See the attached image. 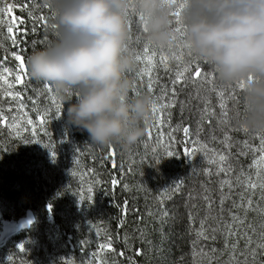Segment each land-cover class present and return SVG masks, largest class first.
I'll use <instances>...</instances> for the list:
<instances>
[{"label":"trees","instance_id":"obj_1","mask_svg":"<svg viewBox=\"0 0 264 264\" xmlns=\"http://www.w3.org/2000/svg\"><path fill=\"white\" fill-rule=\"evenodd\" d=\"M10 5H14L12 8L14 16L20 21H24L23 27L27 29L28 33L19 38L21 44L19 48H12L9 36L4 34L3 37L6 36L4 41H7V44L0 46V59L8 54L9 63L7 65L14 71L17 61L12 57V54L23 53L29 74V56L56 38V28L52 27L56 24L51 11L43 7V0H11ZM42 11L46 14H40ZM40 16L46 18L47 26L39 20ZM10 51L12 52L10 53ZM197 63L210 69L204 62ZM0 74L7 79L10 77L7 73ZM47 85L50 86L42 81L33 80L29 74L27 84L22 87L26 91L31 105H34L38 111L44 110L48 113L45 122L50 118L55 119L51 115L55 105L49 101V97L46 95ZM221 86H223L221 90H227L225 96L228 111L227 122H224L223 110L220 108L221 101L216 99V89L215 91L211 89V94L203 93L204 97L210 100L203 105L201 100L194 95L182 97L183 108L180 111V119L187 123L191 116L188 111L191 108H197L194 113L201 114L203 123L201 130L204 131L202 134L207 135L205 142L208 139L209 142L214 141L212 145H216V152L230 153L229 162L234 169L230 178L235 181L241 170L246 174L255 173L254 167H250L253 161L252 154L240 155L239 153L249 152L245 141L248 142V145L259 147V139L256 138L257 133H245L233 125V116L237 112H243L241 92L235 89V99H229L228 96L233 94L230 88L234 89V87H225L223 84ZM11 90L0 81L1 103L2 100L5 101V98L9 101L7 93ZM40 93H44L45 96ZM63 106L67 108L68 105L63 102ZM206 108L214 114L206 115ZM64 119H67L66 115H64ZM47 124L43 127H47L46 131H49L51 126H47ZM60 124L67 123L58 120L56 125ZM5 130L6 127L0 124V191L2 193L0 208L2 209L9 200L13 199L19 206L16 211L17 216L25 215L28 210H32L38 216L31 231L23 233L22 236H33L35 230L47 220L49 215L47 207L51 204L53 206L52 215L56 220H59L58 213L64 218L60 225V234L63 240L57 242V247L59 249L67 248L66 241L69 236L75 248V252H70V255L80 254L83 251V245H88V241L94 242L99 247L100 244L106 242L107 237L111 236L115 252L104 255L108 264H112L113 261H116L117 264H208L209 261L211 264H228L230 261L231 249L224 247L223 230L215 233V240L210 237L213 234L212 228L220 227L224 221L230 220L228 210L231 209L234 213L239 212L243 216V210L232 208L234 201L240 202L239 193L243 191V188H233L230 193L231 199L226 200L223 205L224 212L221 214L219 185L221 180L228 177L223 173L217 176L215 166L209 165L206 159L205 164L209 165L206 168L199 170L187 165L182 159L173 167H164L162 174L157 171L145 173L144 175L147 177L152 176L151 181H140L141 169L136 163L131 164L125 158V154L130 149L123 150L119 146L110 148L91 146L87 144L89 141L86 132L85 139L80 140L77 137L78 144L74 148L72 147L69 157L59 159L60 163L67 161L63 172L59 173L62 169H56L53 175L45 179L48 173V167L45 165L42 167L44 171L38 172L36 178L32 180L26 174L29 173L28 168L32 167L36 161L30 160V158L26 159L25 153L20 147L7 138V134H2L1 131ZM226 135L231 138L229 142L232 147L230 149L224 142ZM110 152H114L115 155L109 156ZM39 165L42 166V163ZM206 169H211L212 174L207 175ZM30 172L35 175V171ZM55 174H57L56 177ZM68 175H76L77 181L82 180L84 185L79 181L70 180ZM163 177L167 178L169 184L166 186V190L163 189V196L168 195L174 199L175 203L164 201V197L161 202H156V198L162 190L160 187L164 188L162 187ZM83 178H87L88 182L85 183ZM178 178L183 180L180 195L174 193L171 186L177 182ZM113 179L118 180V184L115 186L111 183ZM243 179L244 177H241V180ZM89 187L93 189L91 193L93 199L90 201L87 199ZM17 188L22 192H17ZM224 192L228 193L229 189L225 187ZM255 192L256 194L252 196V210L248 211L241 232L246 230L252 236L253 243L249 247L257 252V264H264V252L256 248L257 242L260 241V233L264 231L261 228L264 223V215H261L259 211V207H264V201H260V189H256ZM80 193L85 196L83 204L79 202ZM206 194L215 201L211 213L203 199ZM245 195L247 196V193ZM125 207L127 208L126 213L123 211ZM206 216L209 217L205 225V234L209 236L207 240L197 236L200 221ZM248 224L256 229L254 234L251 229L247 228ZM46 228L52 232L57 231L51 224H48ZM125 236H127L126 242ZM245 244L246 241L240 239L239 250H244ZM213 248L216 249L215 252H212ZM121 252L124 255H119ZM238 258L245 259L244 256H238ZM248 259L251 260L250 255ZM80 263L82 264V261ZM41 264L51 263L44 261Z\"/></svg>","mask_w":264,"mask_h":264},{"label":"clouds","instance_id":"obj_2","mask_svg":"<svg viewBox=\"0 0 264 264\" xmlns=\"http://www.w3.org/2000/svg\"><path fill=\"white\" fill-rule=\"evenodd\" d=\"M56 38L28 58L30 77L66 104V123L87 144L130 149L147 133L154 101L135 93L130 21L139 39L168 55L177 50L172 0H43ZM179 46L186 63L204 62L225 87L243 83V112L233 125L264 134V0H185ZM130 93H134L130 95ZM65 114V109L62 116Z\"/></svg>","mask_w":264,"mask_h":264},{"label":"rangeland","instance_id":"obj_3","mask_svg":"<svg viewBox=\"0 0 264 264\" xmlns=\"http://www.w3.org/2000/svg\"><path fill=\"white\" fill-rule=\"evenodd\" d=\"M182 2L183 0H176L175 10ZM10 3L11 0H4V3L0 4V7L10 5ZM42 13L44 12L42 11L40 14ZM23 24L24 21H20L18 18H16L12 10L7 11L3 14V25H0V27L3 28V33L9 36V40L11 43L13 35L17 40L16 44L12 43V48H19V46L21 45L19 38L28 33L27 29L23 27ZM27 25L28 22L26 23V26ZM174 26L175 28H181V32L177 33L178 43L175 54L180 55V53L183 52V63L190 65L193 69V72L187 73L186 78L175 85L176 96L174 98V106L165 110L163 116L165 122L163 123V125L161 126V124L158 123L160 113L158 112L154 114L152 110V119L147 129L146 135L139 142L133 145L130 148V151L125 154V158L129 163H136L141 169V174L139 176L140 181H151L152 176L147 177L144 175L145 173H152L153 171H157L159 174H162L164 167H173V165L179 163L182 159H184L187 165L193 166L199 170L208 167L209 165L207 163L205 164V157L203 155V152H197L193 156H185L186 148L191 151V149L194 147V145L189 142L191 140H199L201 143H207L210 149H216V145H212L214 141L209 142L208 139L205 142V140L207 139V135L202 134L204 133V131L201 130V126L203 125L202 118L200 113H194V111H196L197 109L196 107L191 108L188 111V114H190L191 116L187 123L180 119V111H182L183 108V102L181 101V99L186 95H194L201 100L203 105V103L210 101L204 97L203 93L206 92V94H211V89H216V99L220 100L218 92L223 89V86H221V83L216 79L215 74L210 69H206L203 64L197 62L186 63L185 51L182 47L179 46V41L183 39L184 26L182 23H177L176 17H174ZM7 27L13 28V34L7 33ZM130 30V47L136 51L137 55L144 57V48L145 46H147L150 50V53L152 51H155L157 53V61H159V55L161 54L169 57V60L167 61V69L158 64L157 67L153 70L152 76L156 80V83L152 91H149L148 89L147 76H145L143 82H141L140 78L137 75V73L141 72V70L145 69L148 66L147 61H137L135 72L130 74V76L136 80L135 93L149 94L152 97L154 104L156 105L173 101L172 80L175 79V74L179 66L178 62L171 58L172 55L170 56L167 53L158 50L139 39L141 29L137 17H133L130 21ZM4 39L6 40V36H4L2 39L0 38V46H4L7 44V41H4ZM11 52L12 51H10V53ZM20 53L21 52H19V54ZM7 58L8 54L4 58L0 59V64H2L4 67L9 68L7 65L9 63V59ZM197 64L202 67L204 73L208 74L207 76L202 75L200 78L194 77L193 73ZM17 66L18 62L15 70L12 71L13 74L8 78L10 81H14ZM28 75L24 79L23 83L14 84V87L11 90L13 92H19L20 97L16 99L9 97V101L5 98V101L2 100L3 102H0V106H3L6 115V119L0 121V124L6 127V130L1 132L3 135L7 134V138H9L12 142L16 143V145L20 147V149L25 153L26 159L30 158V160L36 161L32 167L28 168L29 173L26 174V176L28 178H31L32 180L35 179L37 173L42 171V167L46 165V167H48V173L45 176V179H48L51 175L54 174V171L56 169H62L59 173L64 171V165L67 164V161H63L60 163L59 159H66L67 157H69L72 147L74 148L78 144L77 137H79L80 140H83L85 139V136L87 134L85 131H81L74 126H70L69 124H60L58 126L56 125V122L58 120L62 122L66 121L64 119V115H66L67 108L63 106V101L56 95L51 85L46 86V90H48V92H46V95L49 97V101L53 105H55L54 111L51 114L55 117V119L50 118L49 121L41 124V117H44L45 119L48 113L44 110L38 111L37 109H35L34 105H31L26 91L23 90L22 87L27 84ZM165 88L167 90L166 95H164V92L162 91ZM230 90L232 89L230 88ZM40 94L45 96L44 93ZM132 94L134 93H130V95ZM162 95H164L163 100L160 99ZM21 104L24 105V108L22 110L19 108V105ZM9 107L11 108L10 112L8 111ZM57 107H59L60 109L59 113H57ZM64 109L65 114L62 116V112ZM57 115H59V119L56 118ZM27 119H32L33 123L31 125L27 124ZM45 124H47V126L50 125L51 130L46 131L47 127H43V125ZM183 128H188L190 130L189 137H185ZM33 129H35V135H33ZM149 131H151V136H149ZM29 133L31 136L29 135ZM161 134L162 138H160ZM33 140H38L40 141V143H32L31 141ZM50 141L54 142L56 145L55 162H53L49 150L44 147V145L48 144ZM250 146L257 149L255 153L251 151L248 152V154H252V157L254 159V156L258 157L260 155L259 147H257L256 145ZM166 148L174 152L175 155L173 157H168L165 152ZM157 158H159L160 163L156 162ZM39 163H42V166L39 165ZM30 171H35V175ZM57 174H55V177ZM68 176L70 180L77 181L76 175ZM83 180L85 181V183L88 182L87 178H83ZM162 180V187L164 188L160 187V189L162 190L156 198V202L158 203L161 202L164 197L163 189L166 190V186H169L166 177H163ZM79 182L84 185V182L82 180ZM182 182L183 180L181 178H178L177 182L171 185L174 193H178L177 195H180L181 190L179 188V190L177 191L176 187L177 185H180L181 187ZM16 191L22 192L19 188H17ZM5 195L7 194L5 193ZM0 197H2L1 191ZM164 201L174 202V199L167 195L166 197H164ZM169 205L170 207H172L171 204ZM18 207L19 206L17 202L12 199L8 201L6 206L2 207V209L0 208V264H41L44 261L50 262L51 264H81L80 262L82 261V264H88V262L94 258L99 259L100 257H104L105 254L115 252V249L114 251L104 250L103 252H101L99 247H97L94 242L88 241V245H83V251H81L80 254L70 255V252H75V248L69 236L68 240L66 241L67 248L59 249L57 247V242L63 240L60 234V225L62 224V221H64V218L60 216V213H58L59 220H56V218L52 215L53 206L51 213H49L47 207V211L49 214L47 220L43 224H41L38 229L35 230L32 237L21 235L18 236L19 232L17 228V221L24 218V214H21L20 216L16 215ZM36 219L38 220V216H36ZM48 224L54 226V229H57V231L54 230V232H52L50 229L46 228ZM20 244H23L25 247V251L23 253L19 252V249L17 247ZM93 254H96V256L94 257ZM9 256L13 257L12 262L8 260Z\"/></svg>","mask_w":264,"mask_h":264},{"label":"snow or ice","instance_id":"obj_4","mask_svg":"<svg viewBox=\"0 0 264 264\" xmlns=\"http://www.w3.org/2000/svg\"><path fill=\"white\" fill-rule=\"evenodd\" d=\"M173 3H176V0H172ZM4 0H0V4H3ZM184 3L185 0H183L182 3L179 4V7L173 12V16L177 18V23L180 24V16L181 13L183 11L184 8ZM14 7V5H5L3 7H0V25H3V14L7 11H11L12 8ZM43 7L46 8V6L43 5ZM29 15L31 16L32 13L30 12ZM39 20L42 22L43 25L47 26V20L44 16H40ZM53 28H56V25H52ZM176 32L179 33L181 32V28L177 27ZM7 33L9 34H13V28L12 27H7ZM4 33H3V28L0 27V37H3ZM12 43L16 44L17 40L15 39L14 35H13V39H12ZM14 59L18 62V66L15 72V77H14V81H10L9 79H7L4 75L0 74V81L3 82L4 85L7 86L8 89H12L14 87V84H19V83H23L24 79L27 77L28 73H27V66L25 64V59H24V55L23 53L17 54V53H13L12 54ZM157 57V53L155 51H152L150 53V50L147 46H145L144 48V57H141L139 55H137L136 59L137 61L143 62L144 60L147 61V67L143 70H141V72L137 73L138 77L140 78V81L143 82L144 77L147 76L148 78V89L149 91L153 90V87L156 83V80L153 78L152 76V72L153 70L157 67V65H162L165 69L168 68V63L167 61L169 60V57L165 56V55H159V61L156 60ZM172 59L176 60L179 64L176 74H175V79L172 80V84H173V89H172V96H173V101L169 102V103H162L160 105H156L153 104V113H160L159 119H158V123L161 124V126L163 125V123L165 122L163 119L165 110L173 107L174 106V98L176 96V91H175V85L180 83L182 80H184L186 78V74L193 72V69L190 65L188 64H184L183 63V52L180 53V55H176L175 53H173ZM0 73H7L9 76H11L12 70L10 68L4 67L2 64H0ZM195 78H200L202 75L207 76V73L203 72V69L200 65L197 64V66L195 67L194 73H193ZM244 84L241 83L238 86H236V88L239 89H243ZM164 92V95L167 94V90L166 88L162 90ZM213 91H215V89H213ZM234 92H235V88L232 89V93L231 95L228 96L229 99H235L234 96ZM227 90H221L218 92V96L220 97V107L223 110L222 115L225 118L224 122H227V116H228V111L226 108V100H225V96H226ZM164 95H162L160 97L161 100L164 99ZM7 96L12 97L13 99H16L18 97H20V93L19 92H13V91H9L7 93ZM19 108L22 110L24 108V105L21 104L19 105ZM8 111H11V108L9 107ZM60 109L59 107H57V113H59ZM205 114L206 115H213L214 113H212L211 111H209L207 108L205 109ZM237 114H239V112H237ZM170 115V113H169ZM57 119H59V115H57L56 117ZM6 119V115H5V111L3 106H0V120H5ZM15 119V118H12ZM33 123L32 119H27V124L31 125ZM40 123L43 124L45 123V119L44 117H41ZM159 131V129H158ZM245 133H247L248 131L246 129L243 130ZM33 135H35V129L32 130ZM183 132L185 137H189L190 136V130L188 128H183ZM47 134V133H46ZM149 136H151V131H149ZM162 138V134L161 137ZM256 138L259 139V152L260 155L258 157L254 156L253 159V163L250 167H254L256 169L255 173H245L243 170H241L239 176L236 177L235 181H233L230 177H231V173L233 172V167L231 165L230 161V153L229 154H223V153H219L216 152L214 149H210L207 145V143H201L199 140H191L189 141L190 143H192L194 145V147L191 149V151H189L187 148L185 150V156H193L195 155L197 152H203V155L207 161V163L209 165L215 166L216 168V175L219 176L220 174H224L226 177V179H223L220 181V190H221V197H220V213L223 214L224 212V208L223 205L226 202V200L231 199V191L233 190L234 187H242L243 191L241 193H239L240 195V202H233L232 208L233 209H241L243 210V216H241L239 214V212H233L231 209L228 210V215L230 217V220H226L223 222V224L220 227L217 228H212V236L210 237L212 240L216 239V235L215 233L218 231H222V235L224 236V247L225 249L230 248L231 252H230V256L231 259L228 262V264H257L256 262V255L257 252L254 249H251L249 246L253 243V239L252 236L249 235L248 231H243L241 232V229L244 227L245 225V221L247 219V213L249 210H252V205H253V200H252V196H254L256 194L255 190L256 189H260V201H264V134H260L257 133L256 134ZM213 139H215V137H213ZM231 140L230 137H228L227 135L225 136V143H226V147H228L229 149L232 147V144L229 142ZM32 143H40V141L38 140H33L31 141ZM64 142V141H61ZM245 146L249 148V151L255 153L257 151L256 148L248 145V142L245 141ZM44 147L46 149L49 150L50 155L52 157L53 162H55L56 159V145L54 142H49L48 144H45ZM166 155L168 157H173L175 155L174 152H172L171 150H169L168 148L165 149ZM240 155H247V152H240ZM115 153L114 152H110L109 156H114ZM157 163H160L159 158H157ZM113 166L115 167V162L113 161ZM206 174L207 175H211V169H206ZM253 175L255 176V179H253ZM241 177H244L243 180H241ZM112 185L115 186L118 184V180L113 179L112 180ZM225 187H227L229 189L228 193L224 192ZM180 188V185H177L176 190L178 191ZM88 197L87 199L90 201L93 199V196L91 195V193L93 192L92 187L88 188ZM207 192V189H206ZM247 193V196L245 195ZM203 199L206 201L207 203V207L209 210V213H211V209H212V205L215 203L214 200L209 198V195H204ZM85 201V196L83 195V193L79 194V202L81 204H83ZM48 210L49 213H51L52 211V205L49 204L48 206ZM123 211L126 213L127 212V208L125 207L123 209ZM259 211L261 213V215H264V207H259ZM209 217L206 216L203 220L200 221V228L197 231V236L199 237H203L205 240L209 239V236L206 235V222L207 219ZM32 221L29 220L28 221V226H31ZM122 226V225H121ZM248 229H251L252 233L254 234L256 229L251 225L248 224L247 225ZM261 228L264 229V223H262ZM125 242L127 241V236L124 237ZM240 239H244L246 241L245 244V249L244 250H239V242ZM231 240V243H229V241ZM19 249V252L23 253L25 251V247L23 244H20L17 246ZM256 248L260 249L262 252H264V231H261L260 233V241L257 242L256 244ZM99 249L101 250V252H103L104 250L107 251H114L113 248V243H112V237L109 236L106 239L105 243H102L99 245ZM216 249L213 248L212 252H215ZM94 257L96 256V254H93ZM119 255H124L123 252L119 253ZM251 256V260L248 259V256ZM238 256H244L245 259L244 260H240L238 258ZM8 260L10 262L13 261V257L9 256ZM88 264H108V261L106 259V257H100L99 259H92L88 262ZM112 264H117L116 261H113ZM208 264H211V261L208 262Z\"/></svg>","mask_w":264,"mask_h":264},{"label":"water","instance_id":"obj_5","mask_svg":"<svg viewBox=\"0 0 264 264\" xmlns=\"http://www.w3.org/2000/svg\"><path fill=\"white\" fill-rule=\"evenodd\" d=\"M31 220L32 224L31 226H28V221ZM35 216L31 211H28L26 218H22L18 221L17 226H18V230L20 232H26V231H30L32 229V227L35 225Z\"/></svg>","mask_w":264,"mask_h":264},{"label":"bare ground","instance_id":"obj_6","mask_svg":"<svg viewBox=\"0 0 264 264\" xmlns=\"http://www.w3.org/2000/svg\"><path fill=\"white\" fill-rule=\"evenodd\" d=\"M235 89H237L239 92H241L242 90L241 89H239V88H236V87H234Z\"/></svg>","mask_w":264,"mask_h":264}]
</instances>
